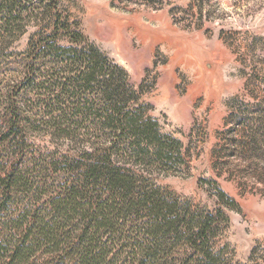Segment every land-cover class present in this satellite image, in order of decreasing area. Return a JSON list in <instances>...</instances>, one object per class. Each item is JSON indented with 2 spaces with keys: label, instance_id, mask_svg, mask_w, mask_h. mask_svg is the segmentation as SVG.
<instances>
[{
  "label": "rangeland",
  "instance_id": "374dc122",
  "mask_svg": "<svg viewBox=\"0 0 264 264\" xmlns=\"http://www.w3.org/2000/svg\"><path fill=\"white\" fill-rule=\"evenodd\" d=\"M57 1L72 28L127 71L147 117L158 122L163 135L181 143L176 171L152 174L166 201L176 204L182 217L222 213L210 243L218 254L216 264H264V183L257 178L264 173L251 171L242 148L243 122L264 101V0H221L212 8L194 0ZM34 3L39 6L38 0ZM46 25L27 20L23 33L5 35L0 87L21 76L30 40L53 32ZM59 40L68 45L64 34ZM26 140L19 176L0 214V247L10 249L18 239L16 228L35 223L26 240L34 247L29 263L42 264L56 244L62 251L83 246L84 222L60 219L53 205L76 163H83L92 149L84 137L75 144L33 131ZM14 153L11 145L1 149L0 167ZM255 165L264 168V161ZM150 220L146 214L132 215L118 237L105 234L99 243L107 249L105 261L174 264L183 259L180 246L168 241L165 250L147 253L163 243L144 230ZM42 229L50 234L48 241Z\"/></svg>",
  "mask_w": 264,
  "mask_h": 264
},
{
  "label": "trees",
  "instance_id": "16d2710c",
  "mask_svg": "<svg viewBox=\"0 0 264 264\" xmlns=\"http://www.w3.org/2000/svg\"><path fill=\"white\" fill-rule=\"evenodd\" d=\"M34 1L0 0V44H4L7 34L23 33L27 20L43 21L46 30H53L50 35L30 40L21 76L0 87V106L4 108L0 150L11 145L15 152L0 167V214L19 176L29 132L69 138L75 144L84 137L92 152H85L83 163H76L64 190L54 195L59 200L53 205L60 219L79 218L84 222L79 236L83 246L62 251L56 244L46 252L42 264H109L104 259L107 249L99 245L103 236L118 237L125 228L123 221L141 214L151 219L144 230L150 237L163 240L147 253L177 244L184 258L174 264H216L218 254L210 243L222 213H186L182 217L177 205L166 201L152 177L154 171H176L182 160L181 143L163 135L158 122L147 117L144 107L138 105L127 71L79 29L72 28L68 18L59 14L57 0H38L39 6ZM194 1L210 8L221 3ZM61 34L66 36L67 46L60 44ZM85 95L96 98L89 100ZM60 111L64 115L57 116ZM243 128L242 148L250 169L264 173V168L255 165L264 161V101L249 112ZM257 178L264 183L263 174ZM220 197L223 199L224 193ZM34 224L16 228L18 239L14 245L10 249L0 247V264H30L34 247L27 246L26 240ZM46 230L42 229L41 234L48 241L50 234ZM74 255L79 259H72Z\"/></svg>",
  "mask_w": 264,
  "mask_h": 264
}]
</instances>
